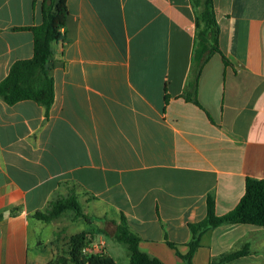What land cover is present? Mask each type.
<instances>
[{"label": "crops", "instance_id": "0c3cea01", "mask_svg": "<svg viewBox=\"0 0 264 264\" xmlns=\"http://www.w3.org/2000/svg\"><path fill=\"white\" fill-rule=\"evenodd\" d=\"M45 1L0 0V82L33 57L31 27L42 23ZM66 5L49 111L0 97V264L54 259L43 239L42 249L32 244L45 225L34 214L72 192L102 218L87 229L96 252L120 264L103 229L123 214L143 251L184 264L177 252L188 253L189 224L206 217L208 195L223 215L247 179L264 180V0H214L221 53L202 70L199 104L182 96L195 37L190 0ZM244 246L246 255L225 264H264V227L219 225L202 236L192 264Z\"/></svg>", "mask_w": 264, "mask_h": 264}, {"label": "trees", "instance_id": "16d2710c", "mask_svg": "<svg viewBox=\"0 0 264 264\" xmlns=\"http://www.w3.org/2000/svg\"><path fill=\"white\" fill-rule=\"evenodd\" d=\"M190 1L195 12V37L190 73L182 96L188 101L199 104L198 86L202 70L213 55L221 53L220 26L214 0ZM66 15V0H52V4H47V0L45 1L42 23L31 27L34 37L33 57L16 61L7 77L0 82V97L8 104L31 100L42 105L46 112L51 108L55 92L54 79L50 71L56 55L55 45L64 39ZM224 61L226 62L225 57ZM67 211H73L76 219L81 218L87 224H91L95 219H102L87 215L75 192L68 196L59 195L52 198L45 210L36 212L34 217L42 223L49 224ZM226 223L264 227V180L247 179L245 193L240 202L223 215L216 213L215 197L212 194L208 195L206 217L199 222L189 224L191 240L188 243V253L183 255L177 252L184 260V264H192L193 255L206 232ZM103 231L127 246L129 264H164L160 259L140 248L141 237L130 228L123 214L115 227L107 225ZM94 235L87 229L73 234L70 237L68 252L59 255L55 260H50L48 264H118L104 249L101 252L85 251L92 244ZM168 244L177 250L174 243L168 242ZM247 253L248 250L244 246L240 250L225 253L211 260L210 264H225Z\"/></svg>", "mask_w": 264, "mask_h": 264}, {"label": "rangeland", "instance_id": "374dc122", "mask_svg": "<svg viewBox=\"0 0 264 264\" xmlns=\"http://www.w3.org/2000/svg\"><path fill=\"white\" fill-rule=\"evenodd\" d=\"M89 227L90 225L87 224L83 219H76L75 213L73 211H67L61 216H59L57 219L53 220L50 224H45L43 226V230L41 225L37 238H33L32 244L34 245V243H36L37 241V243H39V246L42 249L43 239V241L47 242V245H49L48 247H53L52 250L55 251L56 254V257L53 260H55L59 255L68 252L70 237L73 234L88 229ZM111 240H113L114 243H112ZM107 241L109 245L112 244L113 246H116V248H118L117 253L115 255L119 263L128 264L127 246L123 243L116 241L111 236L107 238ZM109 247L111 251L112 247ZM39 262L42 263V257L39 259Z\"/></svg>", "mask_w": 264, "mask_h": 264}, {"label": "built area", "instance_id": "2783aa9c", "mask_svg": "<svg viewBox=\"0 0 264 264\" xmlns=\"http://www.w3.org/2000/svg\"><path fill=\"white\" fill-rule=\"evenodd\" d=\"M97 247L99 248V249H102V247H101V245H97ZM103 250V249H102ZM85 251H87V252H96V250L94 249V246L91 244V245H89L86 249H85ZM97 252H101V250H97Z\"/></svg>", "mask_w": 264, "mask_h": 264}, {"label": "water", "instance_id": "95a60500", "mask_svg": "<svg viewBox=\"0 0 264 264\" xmlns=\"http://www.w3.org/2000/svg\"><path fill=\"white\" fill-rule=\"evenodd\" d=\"M51 1H49V3H50Z\"/></svg>", "mask_w": 264, "mask_h": 264}]
</instances>
